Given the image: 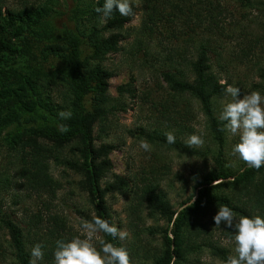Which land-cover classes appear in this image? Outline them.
<instances>
[{
  "label": "trees",
  "instance_id": "obj_1",
  "mask_svg": "<svg viewBox=\"0 0 264 264\" xmlns=\"http://www.w3.org/2000/svg\"><path fill=\"white\" fill-rule=\"evenodd\" d=\"M141 1L142 29L153 36L163 34L161 25L170 24L173 30L169 36L175 44L168 53L172 54L171 59L167 56L164 59L169 62L167 71L163 73L168 96L155 105L163 121L153 128L142 129L140 136L158 148L198 155L199 149L187 148L185 140L180 138L173 126V123L186 126L190 116L193 118L192 103L197 102L219 148L217 167L202 179H197V188H202L196 194L195 204L190 208L185 206L179 213L172 210L167 193L161 186L160 176H164L165 172L159 163L161 168L153 165L151 170L144 171L145 174L134 185H129L124 177L112 173L109 154L113 147L110 144L96 145L94 126L100 123V133L106 132L108 118L117 108V98L109 92L111 73L97 62L118 50L121 29L132 17L114 12L105 29L117 32L106 37L98 29L101 25L100 14L95 11L96 7L103 6L104 0L89 3L81 6L86 18L83 21L85 30L81 34L74 31L64 33L70 47L68 54L64 53L65 47L62 45L45 46L46 53L64 59L60 77L69 84V89H57V93H61L57 96V103L51 94L44 93L39 79H36V75L44 71L35 70L32 64L34 60L18 53V41L28 37L38 23L45 25V21H49L48 10L42 9L44 17L41 18L40 8L25 3L19 10L14 7L4 12L6 0H0V135L9 127H14L8 137L21 140L16 141V155L9 154L18 168L15 189L8 178H0V231L6 234L5 237L0 235V264H7L9 258L15 264H29L31 248L37 243L45 246L44 258L53 264L56 241L69 240L66 216L60 213L56 205L55 209L52 207L61 187L52 172L53 164L57 167L67 166L82 176L81 187L91 197L95 216L108 220L110 224L112 221L106 196L113 192L128 193L133 197L129 209L138 220H143V213L147 210L150 212L148 217L159 215L160 220L173 221L170 234L165 232L163 250L154 256L152 264H185L189 254L195 251L194 246L210 250L225 262L230 250L213 241V227L205 220L207 217L213 219L222 205L232 208L238 216L264 217V167L259 171L244 167L239 173L230 172L224 150L226 132L220 130L222 124L215 106L216 101L225 95V86L219 83L220 79L212 69L209 48L217 40L216 36L223 34V23L234 19L229 7L218 0ZM238 2L244 7L264 4L261 0ZM79 3L73 11H79ZM133 11L136 14L135 4ZM89 26L90 31L86 33ZM82 37L91 48L85 55ZM24 50L29 53L27 47ZM30 69H33L32 73ZM262 72L264 77V68ZM50 76L49 81L58 87L60 82L52 73ZM89 94L92 95L90 109L85 104ZM67 110H71L72 118L60 120L58 113ZM59 123L68 125L70 131H58ZM169 131L176 136L175 144L166 142L164 134ZM219 180L222 181L215 184ZM9 197H12L16 207L25 203L26 199L38 198L37 210L25 209V219L15 220L11 215L17 211L12 210L11 213L5 207L6 198ZM221 226L226 237L234 239L233 230ZM104 236L107 241L121 246L118 239Z\"/></svg>",
  "mask_w": 264,
  "mask_h": 264
},
{
  "label": "rangeland",
  "instance_id": "obj_2",
  "mask_svg": "<svg viewBox=\"0 0 264 264\" xmlns=\"http://www.w3.org/2000/svg\"><path fill=\"white\" fill-rule=\"evenodd\" d=\"M97 1L99 0H6L4 4V12L14 7L19 10L25 3H31L40 8V14L42 9L48 10L49 21H45V25H41L42 22L38 23L30 31L32 33L27 35L28 37L18 41L20 45L18 53L25 58L33 59L32 64L35 65V70L44 71V73L37 74L36 79H39L44 93L51 94L57 103H59L57 96L61 95L57 93V89L61 87L69 89V84H66L60 77L64 68V59L61 56L46 53L45 46L62 45L65 47L64 53L68 54L70 47L64 33L74 31L76 34H81L85 30L83 21L86 19L81 12V6L89 5V3L95 4ZM218 1L229 7L234 19L223 23L225 27L223 34L216 36L217 40L209 48L212 69L220 80L227 79L229 84L239 87L241 98L252 91H259L264 95V77L262 76L264 4H258L257 7H244L238 0ZM78 2H80L79 11H73ZM137 4L139 6L135 4L136 14L128 19L124 28L121 29L118 50L107 54L103 61L97 62L111 73L108 87L111 95L117 98V108L108 118L106 132L100 133V123L95 124V143L97 146L110 144L113 147L109 154L112 161V173L124 177L129 185L140 181L138 178L145 174L144 171L151 170L153 165L159 167L160 164L162 168H159L165 172L164 176H160L161 186L167 193L172 210L179 213L194 197L197 198L196 194L202 188H197V179H202L211 169L217 167L216 159L219 148L209 132L206 117L201 113L197 102L192 103L193 118L190 116L187 125L181 127L180 123L178 125L173 123V126L183 140L191 134L203 133L205 144L202 148H198V155L190 156L177 150L158 148L149 141L147 142L152 146L150 153L139 148V142L145 140L140 136L141 130L153 128L163 121L160 119L161 113L156 112L155 105L168 96L163 73L167 71L169 62H165L164 59L166 56L171 59L172 54L168 53L173 50L175 42H172L169 36L173 30L170 24L161 25L163 34L151 36L144 31L142 29V1L137 0ZM43 14L41 18L44 17ZM106 26L107 23L98 27L101 29V34L106 37L117 32V30L111 32L108 28L105 29ZM90 28L89 26L86 33H89ZM82 40L83 55H85L91 48L84 37ZM26 47L29 53L24 50ZM32 72L33 69H30V73ZM51 73L60 82L58 87L49 81L52 78ZM231 99L230 96L224 95L216 101L218 116L223 105ZM91 101L92 95L89 94L85 101L88 109L91 107ZM189 106L191 107V103ZM13 128L9 127L0 135V178H8L14 190L17 185L18 168L15 166V159L9 154L16 155L17 142L21 140L8 137V133ZM184 128L187 129L184 130ZM25 139L27 138H23ZM238 142V136L234 137L226 132L225 159L226 165H232L227 166L232 173H239L241 169L247 167L238 156L231 155L233 145ZM52 172L61 183L52 207L55 209L56 205L60 213L66 216L69 224L67 237L71 239L81 235L80 221L81 219L91 220L96 215L95 207L88 192L81 187L82 176L80 174L67 166L57 167L55 164L52 166ZM220 181L222 180L215 184ZM21 192L25 194L24 190ZM6 199V210L11 213L12 210L17 211L11 215L15 220L25 219V209L27 211L37 210L36 204L39 202L38 198L33 197V199H26L25 203L16 207L12 197ZM44 199L48 200V198ZM132 199L133 197L128 193L107 194L106 203L111 221L112 224L129 233L128 238L123 241L118 239V242L127 249L132 264H152L154 256L163 250L165 232L168 231L170 234L173 221L160 220L159 215L148 217L150 212L147 210L144 211L142 217L143 220L146 217L145 221L134 218L129 209ZM205 220L209 226L213 227L211 228L213 241L229 248V256L235 255L234 239L226 237L222 226L217 227L215 224L212 226L214 221L210 217ZM0 235L5 237L6 234L0 231ZM100 235L106 239L104 234ZM194 247L195 251L189 254L190 256L187 257L189 260L185 264H224V259L215 257L210 250L199 246ZM7 264L15 263L9 258ZM40 264L50 263L44 258Z\"/></svg>",
  "mask_w": 264,
  "mask_h": 264
},
{
  "label": "clouds",
  "instance_id": "obj_3",
  "mask_svg": "<svg viewBox=\"0 0 264 264\" xmlns=\"http://www.w3.org/2000/svg\"><path fill=\"white\" fill-rule=\"evenodd\" d=\"M134 4L139 6L137 0H104L103 6L96 7L95 11L100 14V23L103 25L112 18L114 12L133 17ZM219 83L225 86V95L232 98L223 105L218 116L222 124L220 130L239 137V142L232 147L231 155L238 156L248 168L259 171L264 167V95L252 91L241 98L239 87L229 84L227 79H221ZM72 115L71 110L58 113L62 121L71 119ZM57 128L61 133L70 131V127L63 123H59ZM164 135L168 144L176 143L174 132L169 131ZM184 143L189 149L202 148L205 144L203 133L189 135ZM139 148L148 153L152 151L147 140H141ZM194 204L195 197L186 207L190 208ZM213 221L215 226L224 225L234 232L235 255H230L224 264H264V217L238 216L232 208L222 205L218 207ZM80 231L81 235L56 241L54 264H132L125 247L117 246L100 235L102 233L123 241L129 236L126 230L94 215L91 220L81 219ZM44 247L42 243L32 246L29 264L43 261Z\"/></svg>",
  "mask_w": 264,
  "mask_h": 264
}]
</instances>
